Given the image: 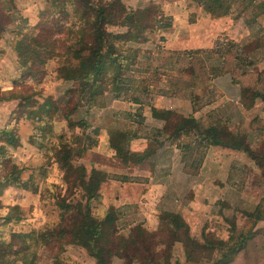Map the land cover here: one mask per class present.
Segmentation results:
<instances>
[{
	"label": "rangeland",
	"instance_id": "obj_1",
	"mask_svg": "<svg viewBox=\"0 0 264 264\" xmlns=\"http://www.w3.org/2000/svg\"><path fill=\"white\" fill-rule=\"evenodd\" d=\"M47 1L15 0V15L27 20L29 28L39 25L45 17L62 20L60 15H48L51 9ZM122 2L131 10L158 7L169 20V27L149 36L148 43L132 46L140 50L143 58L139 72L133 71L126 78L118 96L108 92L92 105L80 102L77 84L57 76L55 59L46 61L40 76L26 84L30 87L24 94L34 103L31 110L36 111L44 101L52 100L59 111L51 121V133L41 141L43 145L38 142L32 120L18 121L20 145L10 150V154L15 165L23 169L21 180L27 181L30 188L11 186L0 196V240L10 241L14 233L27 234L56 224L60 212L56 202L60 198L74 203L81 201L79 192L66 191L62 172L49 152L53 144L60 142V137L74 147L87 149L75 165L84 166L88 173L95 169L107 175L98 198L90 205L91 211L94 217L103 219L108 210H118L115 225L120 234L127 236L131 228L140 226L146 235L161 236L160 216L164 212L178 214L195 240H201L205 234L226 241L230 222L240 231L252 228L247 214L264 197V102L256 100L250 110H245L240 100L241 86L231 81H251L250 86L264 92V32H258L256 23L252 27L246 24L250 16H240V7H233V13L226 17L213 18L190 0ZM252 6L264 7V0H257ZM107 31L115 35L125 33L126 29L109 26ZM18 39L15 32H10L0 40V92L11 90L24 79L17 66ZM228 48L231 56L224 57L222 76L209 81L211 76L206 74L212 63L207 61L202 72V60L206 56L200 54L191 61L199 79L188 80L183 70L190 62L183 52L202 50L211 57L210 51L218 53ZM191 95L195 96L193 100ZM132 96L138 97L140 104L127 100ZM19 102V99L0 102V129L8 123L15 125L11 115ZM151 108L192 116L203 126L219 122L234 136L244 137L250 150L259 158L263 156V161L259 163V159L251 160L241 151L222 147L202 150V159V151L195 147L181 151L184 142L195 143V138L167 139L161 132L163 123L151 117ZM65 114L75 122H87V130L68 127ZM116 131L137 134L138 140L129 145L131 152H143L155 138L161 146L143 164L127 166L109 147V134ZM15 206L19 207L21 219L3 224V218ZM252 231L245 250L230 264H264V222L257 223ZM190 251L175 243L161 261L214 264L212 259L217 258L201 253L189 259ZM60 258L65 264H95L84 249L74 245H64ZM49 262L48 250L41 251L38 264ZM111 264L124 263L114 258Z\"/></svg>",
	"mask_w": 264,
	"mask_h": 264
},
{
	"label": "trees",
	"instance_id": "obj_2",
	"mask_svg": "<svg viewBox=\"0 0 264 264\" xmlns=\"http://www.w3.org/2000/svg\"><path fill=\"white\" fill-rule=\"evenodd\" d=\"M197 4L203 12L213 18L226 17L233 13V7H240V16L248 14L250 19L246 24L251 27L254 23L258 32H264V7L252 6L257 0H190ZM51 11L48 15H60L62 20H51L45 17L36 27L29 28L27 20L15 15V0H0V40L7 33L15 32L19 37L15 44L17 66L22 79L15 87L0 92V102L19 99V106L11 115L15 125L7 124L0 129V196L11 186L23 190L30 188L27 181H22L23 169L12 161L10 150L20 145L17 133L18 121L22 118L35 123L38 131V142L44 141L46 135L52 131V123L59 106L52 100H46L39 105L38 110H31L33 104L24 92L34 82L46 61L55 59L56 73L66 82L76 83L79 87L80 102L86 101L92 105L96 99L108 92L118 96L120 86L126 78L139 72V63L143 56L134 45L148 43L149 36L163 32L169 27V20L164 17L158 7L131 10L124 6L122 0H48ZM55 10V11H54ZM239 16V17H240ZM116 26L126 29L125 33L111 34L107 27ZM131 45V46H129ZM264 45V44H263ZM254 49V48H253ZM195 50L183 52L190 63L183 71L188 80L194 82L195 70L191 66L194 56H206L203 59L202 72L206 69V62L212 63L206 75L214 78L222 76L221 64L224 57L231 56L227 51L218 53ZM180 55L179 53H174ZM182 55V54H181ZM215 56L216 59H213ZM226 58V60H227ZM237 61L236 57H232ZM252 65V63H249ZM248 65V66H249ZM245 75V72L241 76ZM205 76V75H204ZM241 86V102L245 110H250L256 100L264 102V92L250 86L251 81H231ZM27 84V85H26ZM75 94V92H74ZM195 98L191 95V100ZM138 97H128V101L140 104ZM193 102V101H192ZM22 106V107H21ZM151 117L162 122V135L167 139L195 138V143H183L184 151L195 147L206 150L209 147H222L233 151H241L251 160L263 161L254 154L245 142L244 137L231 134L219 122L200 124L192 116L183 117L169 110L151 108ZM68 127L86 131L87 122L73 121L65 114ZM137 134L123 131L110 132L109 147L114 156L124 165H141L156 154L161 146L155 138L143 152H131L129 145L138 140ZM79 139V138H77ZM80 140V139H79ZM179 142V141H178ZM79 143V142H78ZM43 145V143H40ZM180 145L182 146L181 142ZM86 148L74 147L60 137V142L49 148L52 157L62 172V181L66 191L75 194L79 192L81 201L76 203L60 198L56 205L59 208V221L43 230L32 231L27 234H12L10 241L0 240V264H38L40 252L48 250L49 264H65L60 258L64 245H74L86 251L95 264H111L114 258L122 260L124 264H163L161 259L166 257L175 243H181L190 249L192 256L207 253L217 255L212 259L214 264H230L235 256L245 250L252 239V228L264 222V197L252 213L247 214L252 224L249 230L240 231L234 222H230L226 241L214 239L205 234L201 240L190 236L189 228L184 220L173 212H164L160 216L162 235H146V232L136 226L125 236L116 229L118 210L110 209L103 219H97L91 211V203L99 196L101 185L107 180V175L92 169L89 173L82 165H75V161L86 152ZM201 159L203 151L200 152ZM199 154V156H200ZM127 179H124L126 181ZM59 197V196H58ZM19 207L10 209V213L3 218V224L19 221ZM55 252V253H54Z\"/></svg>",
	"mask_w": 264,
	"mask_h": 264
}]
</instances>
